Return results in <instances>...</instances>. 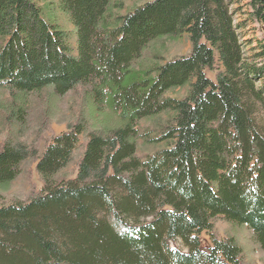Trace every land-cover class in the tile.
Returning <instances> with one entry per match:
<instances>
[{"label":"trees","instance_id":"trees-1","mask_svg":"<svg viewBox=\"0 0 264 264\" xmlns=\"http://www.w3.org/2000/svg\"><path fill=\"white\" fill-rule=\"evenodd\" d=\"M243 1L237 22L242 8L232 7ZM61 6L76 48L36 0H0V89L9 96L0 184L30 157L43 182L26 201L0 203V264H247L239 241L216 233L219 217L245 226L264 251V0H148L126 13L123 0ZM248 21L263 36L250 55L239 31ZM183 33L188 53L148 63L153 41ZM186 84L184 97L167 94ZM45 89H80L88 111L72 114L39 155L23 136L38 113L16 109L13 96ZM81 137L75 174L60 177ZM140 138L166 145L142 155Z\"/></svg>","mask_w":264,"mask_h":264},{"label":"rangeland","instance_id":"rangeland-1","mask_svg":"<svg viewBox=\"0 0 264 264\" xmlns=\"http://www.w3.org/2000/svg\"><path fill=\"white\" fill-rule=\"evenodd\" d=\"M124 8L119 9V13H126L133 7L148 1V0H123ZM38 5L42 8L43 16L49 21L57 22L68 34L69 43L76 48L77 46V33L71 23L68 14L62 9L61 0H36ZM247 1L240 2L239 4H234L233 9L242 8L236 16L237 22H242L241 20L246 18L243 14L249 6L246 5ZM244 27H240L239 31L241 33L242 40L246 43L247 54L250 55L252 52L250 50L251 46L256 44L257 40L262 39V32L257 24L247 22ZM253 42V43H250ZM192 43L187 33H183L179 36H169L159 38L152 42L151 47L147 50L148 54L146 59L148 63H163L164 61L173 58L178 55L186 54L191 50ZM155 55L159 60L152 58ZM161 57V58H160ZM260 62L264 63V57L259 59ZM211 77H215V72H209ZM188 84L174 88L167 92L168 95L182 98L188 92ZM80 89H75L67 92L66 94L60 96L53 94L52 91L45 89L42 92V98H37V94L28 93L20 94L16 93L14 97V102L17 101L16 109L25 108L26 111L38 114H32L31 118L34 120L30 128L23 134L24 139L31 144L33 147L37 148L38 154L40 155L46 144L52 140L54 135L60 134L62 131L67 129V122L69 118L71 119L72 114L87 113L88 105L86 102H82L80 99ZM51 103H45L46 98L51 99ZM8 92L0 89V110H5L9 107L7 105ZM33 109V111L31 110ZM3 112V111H1ZM49 114H48V113ZM165 113L159 116L147 117L139 122V132H143L146 128H151L152 126H157L160 120H163ZM257 120L260 126L264 125V114L261 110H257L256 113ZM0 115V147L2 142L8 137V134L4 132L6 125L1 120ZM46 120V125H41L42 120ZM10 122L11 119L9 118ZM11 124L16 128V125L11 122ZM86 140L81 137V141L73 153L71 162L62 170L60 177L71 176L75 174L77 164L81 158L84 144ZM139 143V153L144 155L146 153H152L159 148H162L165 143L159 144H146L140 138ZM38 157L27 158L22 164V170L17 178L8 184H0V203H10L14 201H26L33 195L39 194L43 188V182L36 169V164ZM214 229L216 233L221 237H234L239 241L242 251L244 261L247 264H264V251L257 245L251 232L242 225L234 224L223 218H216L214 220ZM201 238L205 244H210L211 239L207 233H203ZM175 245L182 246L180 241L175 242Z\"/></svg>","mask_w":264,"mask_h":264}]
</instances>
